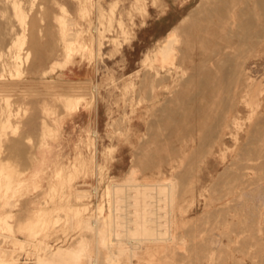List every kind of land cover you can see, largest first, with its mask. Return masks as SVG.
Segmentation results:
<instances>
[{
	"label": "rangeland",
	"instance_id": "obj_1",
	"mask_svg": "<svg viewBox=\"0 0 264 264\" xmlns=\"http://www.w3.org/2000/svg\"><path fill=\"white\" fill-rule=\"evenodd\" d=\"M34 1V7L30 15L35 19V25L33 24L32 30H29L27 34L25 49L22 53V65L25 72L20 77H12L9 73L5 74V78L15 81L16 85L10 92L12 94L11 103L13 108L12 125L1 136L0 143L2 147L0 149L2 148V151L0 150V158L6 161V164L10 166V170L16 176H19V174L21 176L25 171L30 172L35 164L40 163L42 156H46V162L41 165L44 169L43 175L45 177L43 178L42 187L34 189L33 185H31L32 190H24L21 194H18L16 197L18 201L14 199L15 202H12L11 205H3L5 202L4 200L1 201L0 212L5 214L6 211H11L13 216L10 220L12 223L11 229L8 227H4L5 229L0 228V242H2L0 247L9 251V257L11 253L15 254L17 252V256L21 257L19 264L34 263L31 258L34 256V252L37 251L38 247L36 244L38 241L28 234L29 232L25 227L32 220L33 213L40 203L45 200L49 206L60 205L59 214L63 217L68 214L67 205L69 204H72L73 208L88 204V210L83 208L81 218L88 217V215H99L98 208L101 205H104L105 213H108L109 200H107L106 187L110 184V180L123 182L125 177L130 174L131 169L135 168V176L142 182H166L168 179L175 178L178 184L177 189L179 190L177 205H180L181 209L176 205V214L177 211L178 214L181 211H189L192 197L196 196L197 198L194 211L185 215V219H181L178 216L177 222L173 225L175 238L173 241L165 242L166 248L163 249L161 247L162 243L146 242L141 244L140 248L134 253L128 250L113 253L108 252L104 247L99 251L100 247L96 245L92 231L83 230L84 227L82 225L71 224L70 221L65 220H61L55 229L49 233L48 238H45L46 242H49L54 247L63 245V247H68L67 245H74L80 236H90V250L92 251L82 256L83 264H86L87 256L89 255L96 259L99 257L98 263L100 264H111L105 257L113 254L117 257V263L112 264H264V166L257 165V168L253 167L251 169V165L249 163L246 164L248 162L246 161L247 159L245 158V160L243 156L239 157L241 153H239L240 150L237 147L250 146V135H248L250 134V127L262 124L264 119V90H262V88L264 89V0H234L237 2L232 14L238 20V25L234 30L241 33L250 32L255 41L253 46L246 45L244 42L237 44L235 58L239 65L237 70H240L237 75L241 76L236 75L238 77L236 79L239 80L240 78L239 81H242L249 75L252 77L255 87L258 86L257 89L262 91L255 94L253 91H249L250 89L248 90L247 87L242 88L240 93L242 95L241 102L238 104L239 113H237L240 118V126L234 125L229 128L224 144L216 142L212 138L206 139L208 142L206 140L201 141L206 131L207 133L205 134L206 136L208 135L210 129L207 127L209 126L206 127L207 129L205 127L202 128L204 131L198 130L192 133L194 130L192 128H195L198 120L197 116L202 112L204 105L216 103L213 106L211 105L213 109L211 110L213 111L211 115L217 112V114H221L223 110L227 109V102L225 101L227 93L223 92L222 88L220 96H217L218 98L215 97V100L212 99V102L204 97V86H201L198 81L201 82L200 79H205L204 73H207L208 69H205L204 72V68H200L205 65H203L205 57H209L214 52L212 50L204 52L201 49V44L196 40L194 42L193 37L190 35L191 32L189 33L190 30L193 31L196 27L205 26L204 24L208 23L207 20L204 21L205 18L203 17L207 13L210 14V9L209 7L206 8V6L210 5L211 8L212 5L214 7L215 3L217 4V0ZM60 5H63V8ZM59 7L65 8V11L63 10L62 12ZM201 9H207L206 11L208 12L206 13L203 10L206 14L203 11L204 14H202ZM192 10L197 12V14ZM192 12L196 14L194 17L189 15ZM61 16L70 23V32L74 30L81 31L79 40L75 42V45H79L81 42L87 44L86 48H76L78 50L72 51L73 55L65 67L60 65L66 60V50H63L65 49L63 42L58 40L53 48L44 45L50 35L47 30L48 27L51 28L57 38L61 37L58 22V17ZM198 16L202 18L199 19ZM208 16H206L207 19ZM186 17L188 19L183 23L184 27L182 26L183 28L181 27L179 31L180 41L178 40L177 42V46L179 45L181 49H178V54L182 56L180 55L179 57L181 60L178 63L176 74L180 79L185 75L184 79H186L188 73H191L193 69L191 75L195 76L192 77L195 79H191V76L189 78L188 75L185 81L191 80L190 84L194 86H188L190 85L189 82H187V85L184 79L181 84L184 83L185 85L179 86L172 80L161 77L164 80L156 78L157 80L155 81H160L159 87L153 82L155 85V90H153L152 83L149 84L150 87L147 85L151 77L144 81L145 83L141 81L144 80L142 76L144 77L148 71L150 74L153 71L145 67L146 53L149 49L154 48L157 43L163 41L168 32L174 26L180 25V22ZM253 17L256 19H253ZM190 21H196V23L193 22L196 25L193 26ZM108 23L111 24V27ZM187 28L189 29L188 32L186 31ZM123 29L128 30L129 34H124ZM182 29L185 30L183 31ZM100 30L102 32L105 31L103 32L102 45L99 46L98 41H95L91 47V36L101 32ZM125 35L129 36V38L126 39ZM257 36L258 38H256ZM190 37H192L193 41H190ZM112 38L113 40L114 38L118 39L119 44H116ZM37 40H40L43 44L37 46ZM232 40L233 42H238L235 36L232 37ZM239 50L240 52H238ZM27 53H29L28 58ZM239 55L242 58H237ZM39 57L42 59H39ZM182 58L184 59L183 62ZM193 64L194 67H192ZM207 66L205 65L204 67L207 68ZM198 68L203 71V74L200 71L202 76H200ZM186 70L188 71L187 73ZM142 72H144V75H142ZM179 78L178 81L180 82L182 79L179 80ZM178 81L176 82L179 84ZM197 84L203 87L202 92H200L203 93V96L197 92L194 93V91H198L199 86L197 87ZM68 85L76 86L77 90L84 93L86 98L81 105L80 111L73 118L64 119L63 112L67 108H64L63 102L57 101L54 93L67 88ZM223 85L228 86L227 83ZM174 88L182 92L184 89L187 90L185 95L180 93L182 98L178 95L182 100L177 98L176 95L178 93L173 90ZM28 89L32 92L30 91L31 93H29ZM150 92L158 93V97H148V95H151ZM172 92L177 94H172ZM189 92H192L194 97H196L193 98L195 99L194 101L193 99L188 100L193 96L191 94L187 98ZM243 95L246 96L244 97ZM249 95L250 100L253 101H249ZM183 96L187 100H183ZM171 97H174V99ZM176 98L179 103L181 101H183V104L186 102L184 105L186 113L187 111L188 114L191 111L193 113L191 112L187 116L184 109H181L183 108L182 102L180 103L182 104L181 107L179 103V106H176ZM257 99L258 108L252 105V103H257ZM173 100L175 104H173ZM187 103L191 108L187 107ZM176 108L182 110L185 115L179 109L177 112ZM195 108H198V110L202 109L197 111ZM251 109H254L255 115ZM172 110L177 113L172 112ZM14 112L17 113V116ZM181 114L185 120L182 117H180V120L178 119ZM174 116L177 122L179 120L183 123L174 124L176 123V121L173 122ZM186 117L190 118L188 120H191V123L192 120L196 121L191 124ZM15 125H17V128ZM175 125H178V127H175ZM188 129L190 130L188 131ZM177 130L181 132L176 133L177 136H175L176 134L173 135L174 131L177 132ZM181 133L182 135L184 133L187 138L181 137L182 135H179ZM187 134H193L194 136ZM235 134H238V142L234 140L233 135ZM192 137L195 139H192ZM199 139L200 142H198ZM192 141L194 142L192 143ZM207 143H209L208 146ZM198 144L199 148L197 147ZM191 146L196 150L193 151ZM103 148L104 150H102ZM180 148L187 150V152L182 153ZM174 150H176L175 153ZM171 151L174 154H182H177L176 156ZM191 151L193 152L190 153ZM233 155L237 157V161ZM245 156L247 157V154ZM231 160H235V162ZM98 162L100 166H98ZM73 164H76L78 169L72 167ZM246 165L249 166L246 168ZM57 166L63 168L65 173L71 170L73 172V180L71 185H69L70 182H64L66 195L61 196L63 188L60 185L58 190L60 194H55L52 198L48 194L50 190L49 184L58 182V179L54 177V170ZM76 188L84 190L87 196L81 200L77 199L73 195ZM201 193L204 195L203 197L200 195ZM124 195L125 191L123 194L121 193V196L124 197ZM190 220L194 222H190ZM193 224L195 227H193ZM191 228L197 230L192 229L193 231H191ZM51 234L57 235L52 237ZM123 238H127V236H123ZM210 238H219L226 242L239 240L246 244H254V246L249 247L248 245L247 247L246 245L245 247L243 245L240 248V252H235L237 256L242 258L232 257L229 251H225L221 253L220 257H215L216 260H214L210 255L208 257V251L204 252L206 249L208 250V248L205 249V244L208 242V246L210 245ZM18 239H24L25 245L23 248L20 247ZM205 239L208 240L205 242ZM133 243L136 245L135 241L129 243L121 240L118 246L127 247L129 244L133 245ZM199 244L204 247H200Z\"/></svg>",
	"mask_w": 264,
	"mask_h": 264
},
{
	"label": "bare ground",
	"instance_id": "obj_2",
	"mask_svg": "<svg viewBox=\"0 0 264 264\" xmlns=\"http://www.w3.org/2000/svg\"><path fill=\"white\" fill-rule=\"evenodd\" d=\"M208 1H211V0H208ZM233 1L232 0H217V4L214 2L215 8L211 5L212 10L210 8V5L206 6V8L209 7L210 14L207 13L208 12V11H206L207 9L206 10L203 9V10H205L209 16L202 9H201V12L203 11L206 14L205 16L203 15V17L205 18V19L204 18L203 19H204V21L207 20L209 24L206 22L204 24L205 26L201 25L200 27H196L193 31H191V30L189 31L188 28H187L188 30L186 29L187 32L188 31H189V33L191 32L190 35L193 37L194 42L196 40L197 42H199L201 44V49L204 50V52L208 51V50H212L214 52V53L212 52L213 54L210 55L209 57L208 56H207V58L205 57L204 63L201 60L203 65L204 64L206 66L208 65L207 68L204 67L205 65L200 68V69L204 68L203 69L204 72H205V69H208V72L204 73L205 77L203 76L205 79L198 78L201 81V82L198 81V83L199 84L201 83L200 85L204 86V97L207 98L208 101L211 100V102H212V99L215 100V97L220 96L221 88L223 89V92L225 91L227 93V95L225 96V101L227 102V104H226V107H227L226 110L227 111L223 110V113H221V114H217L218 113L217 112L216 113L217 115L216 114L211 115V112H213V111H211V110H213L211 107L212 104L211 103H210L211 105L206 104L202 107L203 109L200 108V109H202V112L200 111L201 113L198 114V116H199V117L197 116L198 120L197 121L192 120V123L196 121L195 128H192V129H194L192 133H195L198 130L204 131V129L202 130V128H204V127H205V129H207V128L210 129L207 136L205 134V133H207V131L204 133L205 136H203V134H202L203 138L201 141L212 138L216 142L224 144L226 142V137L228 136L227 134H228L229 128L234 126V125L240 126V124H239L240 118L237 116V113H239L238 104L241 102L242 95L240 93H241L242 88L247 87L248 90L250 89L249 91H253L255 94L261 93V91L264 90L263 88H262V90L257 89L258 86L255 87V85L253 84L252 79H251L252 77H250L249 75H247V77L245 79H242V81H239L240 78H239V80L236 79V78H238L237 76H241V75H237V72L239 74V71H240V70L239 71L237 70V69H239V68H237V66L239 67V65L237 64L238 62H236L237 59L235 58L236 57L235 49H236L237 44L244 42V43H246V45L249 44V46H253L255 44V41H254V38L252 37V34L250 32H246V33L242 32L241 33L239 31L234 30V28L238 25V20H236V18L232 14L234 9L236 8L235 3L237 2V1H234V2ZM258 1H260V0H258ZM34 3H35L34 0H0V142H1V136L4 134V131L7 128L9 129V127H11V125H12L13 108H12V103H11L12 94L10 92L12 91V89L15 88V85H16L15 81L10 80V79H6L5 74L9 73L12 77L13 76L20 77L25 72L23 65H22V61H23L22 53H23V50L25 49L27 34H28L29 30H32L33 24L35 23V19L32 18L30 15L31 10L34 7ZM60 6H62V8H63V5H60ZM203 6H204V3H203ZM62 8H60L62 10V12H63V10L65 11V8L64 9H62ZM81 9H83V8H81ZM40 10H42V9H40ZM98 10H99V8H98ZM111 10L113 11V9H111ZM251 10H252V8H251ZM144 11H146V10H144ZM195 11H196V9H195ZM195 11H193V12L197 14V12H195ZM197 11H198V9H197ZM193 12L189 14L192 17H194V15H196V14H193ZM203 12H202V14H204ZM146 13H148V12H146ZM202 14H201V16H202ZM256 14H258V13H256ZM253 15H254V13H253ZM206 16H208V19L206 18ZM249 16H251V15L249 14ZM102 17H100V18H102ZM198 17H199V19L202 18L200 16H198ZM254 18L255 17H253V19ZM187 19H188L187 17L184 18L182 20V22H180V25L174 26L168 32V34L166 35V37L163 41L157 43V45L154 48L149 49L146 53L145 67H148L150 70H153V71L151 74L148 71V73H146L144 77L142 76V78L144 80H141V81H142V83H145L144 81L148 80V78L151 77V79L150 78L149 79L152 82L149 81L147 85L152 83V89L153 90H155L154 83H156L159 87L160 81H157V82H155V81L157 79L159 80V78H161V77L170 79L173 82H175V84H177L179 86L182 84L185 85L184 83L181 84V82H183L185 75L183 77H181V79H182L181 80L178 77V75L176 74V69H177V66H179V64H178L179 61L181 60L179 58L181 54H178L179 53L178 51L181 49L179 48V45L177 46L178 40L180 41L179 31H180L182 26L184 27L183 23ZM247 19H248V17H247ZM196 21H192V22L190 21V23H192L193 26H195L196 24H194L193 22L196 23ZM58 22H59V26H60L59 32L61 34V37L57 38L54 35V32L51 31V28L48 27L47 30L49 31L50 35H49V39L45 42L44 45L50 46L53 48V47H55L58 40H61L63 42V44L65 45V49H63V50H66V60L64 63H61L60 65H61V67H65L73 55L72 51L78 50L76 48H82V49L86 48L87 44L81 42V43H79V45H75V42H77L79 40V34L81 31L79 32L77 30H74V31L70 32V28H69L70 23L67 22L66 19L62 18V16L58 17ZM100 23H102V22H100ZM121 23H120V25H121ZM118 24H119V22H118ZM207 24H208V26H206ZM108 25L110 26L111 24L108 23ZM191 25L189 26L190 29H191ZM91 26H93V25H91ZM110 27H109V29H110ZM72 29H73V27H72ZM39 30H41V29H39ZM88 30H90V29H88ZM182 30L184 31L185 29H182ZM247 30H248V27H247ZM103 32H105V31H103ZM103 32L101 31V32H98L97 34H93L91 36V38H90V46L91 47L94 45L95 41H98L99 46L102 45V43H103L102 40H103V36H104ZM187 32H186V34H187ZM123 33L128 35L129 31L126 29H123ZM234 36L237 37L238 42H236V41L233 42L232 37H234ZM192 37H190V39ZM127 38H129V36H126V39ZM256 38H258V36ZM112 40H113V38H112ZM188 40H189V37H188ZM193 40L191 39L190 41H193ZM113 41L116 44H119L118 39L114 38ZM42 44H43V42H41L40 40L36 41L37 46H40ZM27 52H29V51H27ZM180 52L182 53V51H180ZM238 52H240V50ZM28 57H29V53H27V58ZM183 57L186 58L185 56H183ZM239 57H241V56L239 55L237 58H239ZM39 59H42V58L39 57ZM191 60H193V59H191ZM183 61H184V59L182 60V62ZM197 66H198V63H197ZM192 67H194V64L192 65ZM198 69H196V70H198ZM200 69H199V73H200V76H202L203 71ZM46 70H48V69H46ZM60 70H61V68H60ZM187 70H186V73L188 72ZM192 70H191V73L193 72ZM97 71H98V69H97ZM200 71L202 72V74ZM242 71H241V73H242ZM191 73L190 72L188 73L189 78L191 76V79H195V78H192L195 76H192ZM199 73L197 72V74H199ZM142 75H144V72H142ZM188 75H187V78H188ZM200 76H198V77H200ZM163 78H161V79H163ZM178 78H179V80H181L180 82L178 81ZM167 79H165V80H167ZM186 79H184V81ZM18 81H19V79H18ZM176 81H178L179 84ZM190 81L188 80L185 82L186 83L189 82V84H190ZM256 81H258V80H256ZM49 82H51V81H49ZM260 82H261V80H260ZM225 83H227L228 86L227 85L224 86L223 84H225ZM257 83H259V81ZM51 84H52V82H51ZM199 84H197V87L199 86L198 91L196 90V91H194V93L197 92L198 94L203 96L202 95L203 93H200V92H202L201 90L203 89V87H200ZM231 84H233V85H231ZM187 85H188V83H187ZM142 86H144V84H142ZM179 86H178V88L181 89V87H179ZM188 86H194V85L190 84ZM149 87H150V85H149ZM50 88H53V87H50ZM30 89H28L29 93L32 92ZM143 89H145V88H143ZM173 90H176V89L174 88ZM182 90H183V88H182ZM178 91H180V90H176V92L178 94L175 92H172V94H175V95L177 94L176 96L178 99L180 98L179 96H181V98H182V95L180 93L185 95V93L187 92V90H185V89L183 90L184 93L182 91H180V92H178ZM245 91H246V89H245ZM147 92H149V91L147 90ZM32 94H35V93H32ZM54 94L57 97V101L63 102L64 108H67L63 112V118L64 119L73 118V116L76 115L80 111L81 105L83 104V102L86 98L85 94L78 91L76 86H70V85H68L67 88H65L61 91H57ZM152 94H153V96H152ZM191 94H193V93L189 92V94H188L189 96L187 95L188 96L187 98H189L191 96ZM35 95H37V94H35ZM52 95H53V93H52ZM222 96H224V95H222ZM148 97L157 98L158 93H155V92L151 93V95L150 96L148 95ZM184 97L185 96H183V100H187V98L185 97L186 98L185 99ZM171 98L174 99V97H171ZM177 98H176V100H177ZM193 98H196V97H194V94L188 100L190 101ZM223 99H224V97H223ZM248 99H249V101H253V100H250V95H249ZM168 100H170V99H168ZM194 100L195 99H193V101ZM173 102H174V100H173ZM181 102L183 104V101H181ZM196 102H197V99H196ZM169 103H170V101H169ZM171 103H172V101H171ZM178 103L179 102L177 100V104H176L177 107L180 104V103L179 104ZM185 103L182 106L183 108H181L182 110L184 109V111L186 109V107L184 108ZM245 103H246V101H245ZM173 104H175V102ZM182 104H180V107ZM215 104H213V105H215ZM223 104H225V103H223ZM257 104H258V99H257L256 104L252 103L253 106H256V108H258ZM199 106H201V105H199ZM199 106H198V108H199ZM187 107H189V104L187 105ZM189 108H191V107H189ZM198 108H195V109H197V111H199L200 109L198 110ZM172 109H175V108H172ZM178 109L179 108H176L177 112H178ZM182 110H180V112H182ZM251 110H250V112H251ZM167 111H168V109H167ZM172 112H174V111L172 110ZM177 112H174V113H177ZM191 112H189V114ZM14 113H16V112H14ZM17 113H18V111H17ZM17 113H16V116H17ZM170 113H171V110H170ZM185 113H186V111H185ZM185 113L182 112V114H184V115H185ZM182 114L178 116L179 120H180V117H182L184 119ZM186 114H187V116H189L188 111ZM253 114H254V111H253ZM188 119H190V118H187V120ZM179 120H178V122L181 123V121H179ZM175 121H176V123H174V124H177L178 123L177 119L174 116L173 122H175ZM188 121L191 123V120H188ZM249 124H251V123H249ZM15 126L17 128V125H15ZM180 126H183V125H180ZM207 126H209V127H207ZM175 127H178V125L177 126L175 125ZM189 130L190 129H188V131ZM179 131L178 130H177V132L174 131L173 135H175L176 133L178 134ZM182 132H183V130H182ZM249 133L250 134H248V135H250V141H249L250 146H248V147L247 146H245V147L244 146L243 147L237 146L238 149L240 150L239 153H241V155H239V157L243 156L244 159L246 158L247 160L246 159L245 160L248 162H246V161L245 162H246V164L249 163V165H251L250 166L251 169L253 167L257 168V165L258 166L261 165L263 167L264 166V119L262 121V124L252 125L249 129ZM177 134L175 136H177ZM179 135H182V133ZM187 135L194 136L193 134H187ZM175 136H174V138H175ZM233 136H234V140L236 142H238L239 141L238 134H235ZM181 137L187 138V136L184 135V133ZM188 137H190V136H188ZM193 138L194 137H192V139ZM247 138H248V136H247ZM183 140H185V139H183ZM248 140H249V138H248ZM206 141L208 142V140H206ZM193 142L194 141H192V143ZM198 142H200V139ZM210 143H211V141H210ZM208 144L209 143H207V146H208ZM214 144H215V142H214ZM198 146H199V144L197 145V147ZM212 146H214V145H212ZM0 147H2L1 143H0ZM191 147H193V146H191ZM215 147H216V145H215ZM237 147H236V149H237ZM0 150L2 151V148ZM102 150H104V148ZM180 150L182 151V153L187 152V150H184L182 148H180ZM195 150L196 149H194V147H193V151H195ZM197 150L199 151V149H197ZM175 151L176 150H174V153H175ZM193 151H191L190 153H192ZM206 151L208 152V150H206ZM242 151H244L245 153ZM177 152H178V150H177ZM171 153H173V152L171 151ZM182 153H179V154H182ZM104 154H106V153H104ZM177 154L178 153H176L174 155L177 156ZM244 154L245 155L247 154V157ZM233 156L235 157V160H236L237 157L235 155H233ZM99 157H100V154H99ZM106 159H108V158H106ZM232 159H233V157H232ZM46 160H47V157L42 156V158L40 159V163L35 164L32 167L30 172L25 171L23 174H21V176H20V174H19V176L18 175L16 176L10 170V166H8L6 164V161H4L0 158V203L2 200H4L5 203L3 205H11L12 202H15L14 199H16L18 194H21L24 190H32V188L30 187L31 185H33L34 189L35 188L38 189V188L42 187L43 178L45 176L43 175L44 169H43V167H41V165L44 162H46ZM235 160H231V161L235 162ZM99 162H98V164H99ZM106 162H107V160H106ZM104 163H105V161H104ZM146 164H148V163H146ZM71 165H72V163H71ZM249 165H246L245 167L247 168V166H249ZM98 166H100V164ZM261 166H260V168H261ZM72 167L77 168L76 164H73ZM250 167H248V168H250ZM74 170H76V169H74ZM66 173L63 171V168H61L60 166H57L55 168L54 177H56L58 179V182L56 181V182L50 183L49 184L50 190L48 192V194H50V196H52V198L55 196V194H60L58 191L60 185L62 186L61 188H63L61 190V192H62L61 196L66 195V191H65L66 189H65L64 182L65 181L70 182L69 185H71V182L73 180V172L70 170ZM135 173H136V169L132 168L130 171V174L127 177H125L123 182L110 180V184H108V186L106 187L107 188V195H108L107 200H109L108 201V205H109L108 206L109 207L108 213H105V207H104V205H101L98 208L99 213H100L99 215L98 214H96V216H91V215L89 216L88 215V217L86 216L85 218H81V216L83 214L82 210H83V208L88 210V204H83L82 207L81 206L76 207L75 205H73L74 207H76V208H73L72 204H69V202H68L69 205H67V209L69 211H68L67 216L63 217L59 214V211L61 210L60 205L56 204L54 206H49V205H47V203H46L47 201H45V200L42 203H40L38 208L33 213L32 220L25 227L27 229V231L29 232L28 234H30L32 237L36 238L35 240L38 241L36 244V246L38 247L37 251L34 252V256L31 258V259H33V262H34L32 264H83L84 262L82 261L83 260L82 256L87 254V252L92 251V250H90V242H91L90 240L91 239H90V236L87 237V235L86 236L85 235L80 236L78 238V240L76 239L77 241H76V243H74V245L73 244L70 246L67 245L68 247H63L64 245L54 247L49 242H46L45 238H48L49 233L55 229V227L57 226V224L61 220L70 221L71 224L76 223L78 225H82L84 227L83 230L88 229V230L92 231L94 234L93 239L96 242V245H98V247H100L99 251L101 250V248L104 247V249L107 250L108 252H113V253L116 251L125 252L128 250V251H131L132 253H134L137 249L140 248L141 244H144L146 242L162 243L163 245H161V247H163V249L166 248L165 242L173 241V239L175 238V234L173 232V225L177 222L176 220L179 218L178 216H180L181 219H185V215H188L191 211H194L195 207H196L197 198H196V196H193V197L191 196L192 197L191 204H190L191 208L189 209V211H187V210L181 211L179 214L177 211V214H176L175 206L177 205V203L179 201L178 200L179 190L177 189L178 184H177L175 178L168 179V181H166V182H164V181L163 182L159 181V182H154V183L142 182V181H139L137 176H135ZM74 190H76V191L73 192V195L79 200H81L87 196V193L84 190H81L79 188H76ZM124 191H125V195L123 197V196H121V193L123 194ZM191 191H193V190H191ZM200 195H202V193ZM203 196L204 195H202V197ZM105 197H107V196H105ZM16 200L18 201V199H16ZM177 206H179L178 208L180 209V205H177ZM87 210H84V211H87ZM63 215H64V213H63ZM12 216L13 215H12L11 211H6L5 214H2L0 212V228L8 227L11 229L12 223L10 220L12 219ZM63 218H65V219H63ZM190 222H194V221L190 220ZM194 224H193V227H195ZM192 229H194L195 231L197 230L195 228H191V231H193ZM79 234H81V233L79 232ZM30 235H29V237H30ZM53 235L56 236L57 234H53ZM53 235L51 234L52 237H53ZM125 235L127 236V238H123V236L126 237ZM42 236H43V238H41ZM16 238H18V237H16ZM39 238H41V239H39ZM205 238H207V237H205ZM219 238H220V236H219ZM219 238H210L209 239L210 245L208 246V242H207V244H205V249L208 248V250L206 249V251H204V252L208 251L207 252L208 257L210 255V257H213L214 260H216L215 257H220L221 253L225 252V251H229L230 254L232 255V257L242 258L241 256H237V254H235V252L236 251L240 252V248H242L243 245L245 247H246V245H247V247H248V245H249V247L254 246V244L253 245H250L251 243L246 244L245 242H240L239 240H229L226 242L225 240L219 239ZM49 239H50V237H49ZM1 240H3V239H1ZM71 240H72V238H71ZM121 240H125L129 243H131V241H135L136 245H134L135 243H133V245L129 244V246H127V247H124V246L119 247L118 245H120ZM207 240L205 239V242ZM18 242L20 244V247L23 248L25 245L24 239L23 240L18 239ZM74 242H75V240H74ZM0 243H2V242H0ZM26 243H27V241H26ZM242 243H245V244H242ZM27 244H29V243H27ZM200 245L201 244H199V246ZM29 246H31V245H29ZM200 247H204V246L202 245ZM104 249H103V251H104ZM24 251H25V249H24ZM19 252H21V251H19ZM8 253H9L8 250H5V249H3V247H0V264H19V259H21V257L17 256V252L15 253L16 255L11 253L10 257L8 256ZM18 254H20V253H18ZM102 255H103V253H102ZM109 255H111V254H109ZM89 256H87L88 260L86 259L87 260L86 264H100V263H98L99 257H98V259H96V258L91 257V255H89ZM105 258H107L111 264L115 263V262L117 263V257H115L114 254L109 256V257H105ZM213 258H212V260H213ZM27 261H29V260H27Z\"/></svg>",
	"mask_w": 264,
	"mask_h": 264
}]
</instances>
